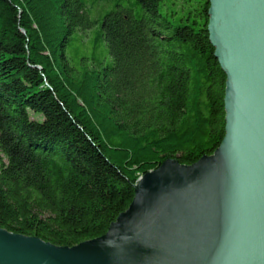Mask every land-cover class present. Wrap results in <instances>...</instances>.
<instances>
[{
    "label": "trees",
    "instance_id": "1",
    "mask_svg": "<svg viewBox=\"0 0 264 264\" xmlns=\"http://www.w3.org/2000/svg\"><path fill=\"white\" fill-rule=\"evenodd\" d=\"M209 8L0 0V229L56 247L101 238L145 174L217 151L227 77ZM88 40L111 59L75 64L67 49Z\"/></svg>",
    "mask_w": 264,
    "mask_h": 264
},
{
    "label": "water",
    "instance_id": "2",
    "mask_svg": "<svg viewBox=\"0 0 264 264\" xmlns=\"http://www.w3.org/2000/svg\"><path fill=\"white\" fill-rule=\"evenodd\" d=\"M227 77L221 146L145 174L101 238L73 248L0 229V264H264V0H209Z\"/></svg>",
    "mask_w": 264,
    "mask_h": 264
},
{
    "label": "rangeland",
    "instance_id": "3",
    "mask_svg": "<svg viewBox=\"0 0 264 264\" xmlns=\"http://www.w3.org/2000/svg\"><path fill=\"white\" fill-rule=\"evenodd\" d=\"M110 11H112V7L110 5H106V12ZM102 13L103 12L98 13L97 9L94 17L99 16ZM90 42L91 40H88V43L86 45L76 43L74 46L67 49L69 57L74 60L75 64L82 61H85L88 65H91L92 63L97 64L99 60L103 59L106 63L109 59H111V56L108 53V48L106 46L101 45L99 49H94L93 44ZM95 59L96 61H94Z\"/></svg>",
    "mask_w": 264,
    "mask_h": 264
}]
</instances>
